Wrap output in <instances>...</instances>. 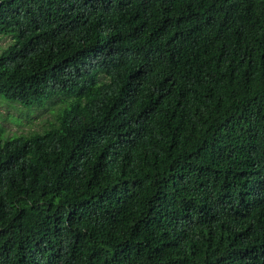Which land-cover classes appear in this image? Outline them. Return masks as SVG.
<instances>
[{
  "label": "trees",
  "instance_id": "1",
  "mask_svg": "<svg viewBox=\"0 0 264 264\" xmlns=\"http://www.w3.org/2000/svg\"><path fill=\"white\" fill-rule=\"evenodd\" d=\"M0 264H264V0H0Z\"/></svg>",
  "mask_w": 264,
  "mask_h": 264
},
{
  "label": "rangeland",
  "instance_id": "2",
  "mask_svg": "<svg viewBox=\"0 0 264 264\" xmlns=\"http://www.w3.org/2000/svg\"><path fill=\"white\" fill-rule=\"evenodd\" d=\"M10 42L11 38L0 37V52ZM48 102L34 104L30 108L0 95V129L4 127L9 136L43 133L56 120L55 114L48 110H52Z\"/></svg>",
  "mask_w": 264,
  "mask_h": 264
}]
</instances>
